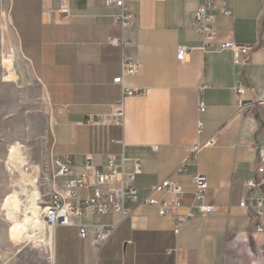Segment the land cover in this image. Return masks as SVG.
<instances>
[{
    "label": "crops",
    "instance_id": "crops-1",
    "mask_svg": "<svg viewBox=\"0 0 264 264\" xmlns=\"http://www.w3.org/2000/svg\"><path fill=\"white\" fill-rule=\"evenodd\" d=\"M226 1L230 14L211 10L219 40L203 49L194 15L204 0L130 1L135 20L126 28L106 0H69V17L59 11L60 0H9L21 56L50 104L51 157H70L78 175L88 155L100 167L108 155H123L126 173L140 160V197L159 198L154 186L169 179L183 188L186 206L195 201L193 177L201 173L209 183L207 202L217 207L176 234L172 216L128 201L127 219L115 212L85 219L91 226L117 225L103 244L94 235L81 239L76 227L52 228L57 264H264V230H253L260 220L255 209L240 205L250 197L264 202V185L246 186L264 179V0ZM112 36L128 39L126 56L141 64L138 74H124L123 84L114 79L125 54L109 43ZM225 40L256 47L248 65L237 66L230 49L220 50ZM180 46L192 48L185 61L177 57ZM123 87L144 92L125 97ZM122 101L123 125L108 123L112 105ZM196 143L203 146L194 157Z\"/></svg>",
    "mask_w": 264,
    "mask_h": 264
},
{
    "label": "built area",
    "instance_id": "built-area-1",
    "mask_svg": "<svg viewBox=\"0 0 264 264\" xmlns=\"http://www.w3.org/2000/svg\"><path fill=\"white\" fill-rule=\"evenodd\" d=\"M69 0H60L59 11L69 17L71 9L68 5ZM130 1L142 0H106V6L114 8L117 13L114 15L115 21L122 27H130L135 20V13L130 5ZM162 1V0H157ZM211 10H218L224 14H230L228 1L224 0L218 3L214 0H204L203 4L197 9L194 15L197 24V31L203 35V49H209L219 40L218 32L214 25L215 15ZM109 43L115 46L123 47L125 50L131 44L128 39L112 36ZM255 46L251 44H239L232 40L222 41L220 50L230 49L234 54V62L237 66H246L251 61ZM192 48L180 46L178 48V59L185 61ZM141 70V64L132 57L126 56L122 61V75L115 78L114 82L123 84L124 74L136 75ZM125 97L140 95L144 89L139 87H123ZM237 91L241 95L247 93V88L239 84ZM245 102L241 103L243 109ZM199 110H205L203 102L199 105ZM108 123L123 125L125 118L124 102L112 105V111L106 116ZM202 122L199 121V130L202 129ZM209 141L207 144H211ZM203 145L196 143L191 146L190 151L194 157H197ZM260 158L263 163L259 167V172L264 173V148H260ZM125 158L122 155L120 159L116 155H108L103 167L95 164L91 155L87 156L84 165V172L76 174V165L70 157H51V169L48 179L52 181V189L48 195V202H44L43 218L50 227L57 229L59 227H76L81 239H87L94 235L95 241L103 244L110 239L117 225H95L91 226L85 219L91 215H106L112 212L119 213L121 219H127L130 216V210L127 207L128 201L142 202L155 205L159 208L161 216L170 215L173 217L176 227L175 233L195 220H203L211 213L215 212L217 207L207 202V190L209 187L207 176L197 173L193 177L195 184L194 203L186 206L184 204V190L180 184L172 180H164L154 186L153 191L161 192L159 198L147 195L140 197V191L135 185L136 174L141 172L140 160L134 163V171L126 173L124 170ZM183 167L179 168L182 171ZM264 185V179L256 181L249 180L246 186L250 189L260 188ZM92 188L90 192L89 189ZM46 197V196H45ZM241 207L255 209L260 222L254 227V232L264 230V202L262 197L242 199ZM45 264H57L53 257H50ZM184 264V263H181Z\"/></svg>",
    "mask_w": 264,
    "mask_h": 264
},
{
    "label": "rangeland",
    "instance_id": "rangeland-1",
    "mask_svg": "<svg viewBox=\"0 0 264 264\" xmlns=\"http://www.w3.org/2000/svg\"><path fill=\"white\" fill-rule=\"evenodd\" d=\"M8 4L9 0H0V264H45L53 257L50 244L25 239L22 225L9 219L6 203L10 195L26 187L30 194L39 193L37 202L43 212L52 189L47 177L53 132L50 104L21 56ZM15 148L19 151L12 155ZM24 209L18 213L20 224L25 220ZM46 231L50 239L51 228Z\"/></svg>",
    "mask_w": 264,
    "mask_h": 264
},
{
    "label": "bare ground",
    "instance_id": "bare-ground-1",
    "mask_svg": "<svg viewBox=\"0 0 264 264\" xmlns=\"http://www.w3.org/2000/svg\"><path fill=\"white\" fill-rule=\"evenodd\" d=\"M18 151V148L13 149L12 155ZM38 199L39 193L34 191L30 194L26 187H24L20 193L10 195L6 200V203L8 204L7 209L9 210L8 217L18 225H22L21 234H23L25 239H31L36 245H44L47 243L51 245V239H47L46 231L47 227H50V225L41 217L42 208L40 209L38 206ZM22 207H25V220L20 224L18 222V213L21 212ZM50 228L52 229V227Z\"/></svg>",
    "mask_w": 264,
    "mask_h": 264
},
{
    "label": "water",
    "instance_id": "water-1",
    "mask_svg": "<svg viewBox=\"0 0 264 264\" xmlns=\"http://www.w3.org/2000/svg\"><path fill=\"white\" fill-rule=\"evenodd\" d=\"M247 102L249 103V102H250V100H248V101H245V103H247Z\"/></svg>",
    "mask_w": 264,
    "mask_h": 264
}]
</instances>
